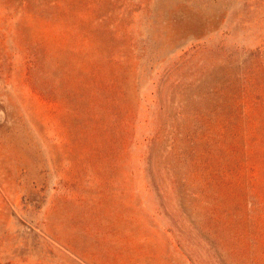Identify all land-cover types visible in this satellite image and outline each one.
I'll list each match as a JSON object with an SVG mask.
<instances>
[{
	"label": "rangeland",
	"instance_id": "obj_1",
	"mask_svg": "<svg viewBox=\"0 0 264 264\" xmlns=\"http://www.w3.org/2000/svg\"><path fill=\"white\" fill-rule=\"evenodd\" d=\"M0 264H264V0H0Z\"/></svg>",
	"mask_w": 264,
	"mask_h": 264
}]
</instances>
